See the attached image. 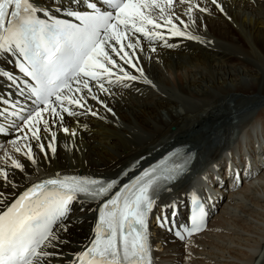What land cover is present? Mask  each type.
Here are the masks:
<instances>
[{
  "label": "bare ground",
  "instance_id": "1",
  "mask_svg": "<svg viewBox=\"0 0 264 264\" xmlns=\"http://www.w3.org/2000/svg\"><path fill=\"white\" fill-rule=\"evenodd\" d=\"M52 1L37 0V6L51 7ZM237 1L217 0V3L235 6ZM64 3L67 4V0ZM198 3L200 8L208 10L204 17L206 23L199 24V20L195 22L196 27L201 30L204 26L214 39L232 45L234 51L231 48L232 52L224 50L220 44L212 43L214 40L172 36L171 25L165 24L164 18L158 16V10L153 12L157 22L163 25L155 30L162 32L164 39L149 41L141 34L133 36L129 33L133 43L139 40L135 48L126 49L132 64H125L113 54L118 65L113 69L115 75H123L119 71L122 67L138 79L116 82L113 76L111 84L105 82L107 92L99 91L93 84L96 100L89 95L85 107L70 106L77 113L84 114L70 117L64 113L63 122L57 121L53 125L52 130L56 133L54 153L47 149L50 133H42L39 142L17 141L20 152H16L10 143L19 133L13 130L11 137H0V167L5 168L16 185L15 188L5 186L0 179V191L8 200L32 183L53 178L57 173L61 176L116 178L134 161L139 160L140 167L146 166L174 146L186 145L189 151H196L191 171L200 156L205 158L204 165L201 171H194L159 196L150 219L152 264H264V107L253 119L242 124L238 122L237 134L229 135L231 118L234 115L236 118L241 107L260 96L264 99V71L247 59H236L239 58L237 54H244L257 63L260 56L264 59V30L256 29L258 24L264 28V22L249 19V26L253 28L249 41L239 27V24L246 27L245 15H234L229 9L221 11L211 0H198ZM243 3L244 7H253L249 0H243ZM255 3L262 7L264 0ZM165 12L164 17L171 18L181 30L191 33L185 22L181 24L169 15L170 12ZM229 20L233 26H229ZM166 43L173 46L166 47ZM5 69L13 72L6 56L0 55V71ZM8 90V83L0 80V94H7ZM12 92L15 96L14 89ZM228 94H238L244 100L239 99L238 104L229 107L226 102ZM177 104L184 105V114L177 112ZM87 108L98 115H91ZM166 115L169 119L165 118ZM62 127H67L69 132H63ZM172 127H175L174 131ZM225 135H229L230 140L226 141ZM38 143L45 145V151L40 150ZM28 144L32 146L35 164L24 155ZM8 157L19 160L24 170L12 167ZM247 161L251 164V176L226 196L223 187H218V179L226 180L233 169L240 170ZM230 168L232 170H228ZM192 194L203 196L217 209L210 212L206 231L181 242L167 233L164 226L158 225L155 216L159 214V205L175 202L180 217L183 201L191 199ZM72 211L78 219L75 216L72 224L71 220L66 221L68 230L63 232V237L68 243L60 245L57 251L64 255L53 258L51 264H66L93 236L97 202L83 201ZM167 214H171V209Z\"/></svg>",
  "mask_w": 264,
  "mask_h": 264
},
{
  "label": "snow or ice",
  "instance_id": "2",
  "mask_svg": "<svg viewBox=\"0 0 264 264\" xmlns=\"http://www.w3.org/2000/svg\"><path fill=\"white\" fill-rule=\"evenodd\" d=\"M187 2L186 12L190 15L197 5L192 0ZM211 2L220 8L217 0ZM173 3L174 0H163L162 6L160 0H76L74 4L67 0L65 4L60 0L56 4L53 0L49 7L37 6V0H0V55L8 57L18 70V74L0 71V80L9 85L8 93L0 94V133L14 130L20 134L10 141L15 151H21L17 141L39 142L42 133H50L47 149L54 153L53 125L63 122L64 113L70 117L84 114L70 106L85 107L89 95L96 100L93 84L99 91L107 92L105 81L112 83L113 76L116 82L138 79L122 67L119 71L123 75L116 76L113 69L118 65L113 54L125 64H132L126 49L135 48L139 40L133 43L129 33L141 34L149 41L164 39L163 33L155 30L163 25L153 12L158 10V16L171 25L172 36L200 40L164 17ZM12 89L15 96L31 103L13 99ZM86 111L98 115L90 108ZM61 130L69 132L67 127ZM72 134L75 135L74 130ZM37 146L45 151L44 144ZM25 147L24 155L35 164L32 146ZM179 156V149L169 152L156 163L143 167L127 183L57 173L53 178L32 183L11 200L0 191V264H51L50 258L63 256L62 251L47 249L68 243L60 236L68 230L64 221L71 214L73 202L84 200L97 202L93 236L66 264H152L149 223L159 192L184 170V164L177 162ZM8 159L12 167L24 170L19 160ZM0 179L5 186L16 187L4 167H0ZM192 201L190 226L175 232L181 240L185 234L200 232L204 225V205L195 194ZM159 209L155 222L161 227L171 226L167 213L171 209V216H175L176 203L159 205Z\"/></svg>",
  "mask_w": 264,
  "mask_h": 264
},
{
  "label": "rangeland",
  "instance_id": "3",
  "mask_svg": "<svg viewBox=\"0 0 264 264\" xmlns=\"http://www.w3.org/2000/svg\"><path fill=\"white\" fill-rule=\"evenodd\" d=\"M249 1L253 3V7L252 8L244 7L243 6L244 5L243 0L242 1L241 0H238L236 2V5L235 6H233V5L232 6H228L227 4H225L223 2L222 3H219L218 2L217 4L220 5V8H219L220 10H221V8L223 10L229 9L232 12V14H234V15H237L238 14L239 16H244V15L246 16L247 22L244 25L247 28L246 27L244 28L241 24H239V27H240L241 32L243 34H245L247 40L250 41L251 38H252V32H253L252 30H253V28H251V26H249V19L250 18L252 20L260 19L261 21L264 22V5L262 7H260L259 5H257L255 3L256 0H249ZM192 4L193 5H197V6L193 7V9L196 8V10L194 9L195 12L191 13L190 15L186 12V9L189 7V4H188L187 0H184V2H179L177 4H174L173 3L172 7L167 8V10H165V11L170 12V14H169L170 16H172L171 14L174 13V15H173L174 18L179 17L180 19L177 20V21H179V23H180V20H183L187 24L186 27L191 29V34L200 37V40H203L204 41V39H205V41H209V42H211V41L214 40L212 43H215V44L218 43V44H220V46L224 50L229 51V52H232L230 50V48L232 50L234 48L232 45H230V44L228 45L224 41H221L220 42V41H217L216 39H214L208 33V31L206 30V28H204V26H202V29L201 30H199L196 27L195 22H199V20H200L199 24H201V23L202 24H205L206 23L205 22V18H204L205 17V12H201L199 10L200 9V6H199V3H198V0H192ZM164 14H166V12ZM193 21H195V22L193 23ZM228 24H229V26H233L232 20H229V23ZM256 29L258 31L264 30V28H263V26H261V24H258L256 26ZM250 31H251V33H250ZM206 37H207V39H206ZM235 39H237V37H235ZM235 54H237V53H235ZM237 55H238L237 57H239V58H236L235 57L237 60H239V61H246V59H247L251 63H254L256 66H258L261 71H264V59L261 56L257 59V60H260V62L258 61V63H257L254 60H251V59L247 58L246 55H244V54H240V55L237 54ZM231 60H234V58L232 57ZM234 63H237V61H234ZM228 95H229L228 96L229 98L226 100V102H228V105L230 104L229 107H231L234 104H238L236 102L239 101V99H241L238 94L237 95L228 94ZM241 100H244V99H241ZM245 105H246L245 107H241V109L238 111V113L236 114L237 115L236 118H234L235 115L231 118V126L230 127H231L232 131L229 134L230 136L231 135L234 136V135L237 134L238 129L236 128V125L238 124V122H239V124H242V123H244L248 119H253L258 114V112H259L258 110L261 109L262 107H264V99H263V97L260 96L258 100L253 101V102H250V103L245 104ZM176 110H177L178 113L184 114V111H185L184 105L183 104H177ZM165 118H167V115L165 116ZM167 119H169V117ZM223 128L224 127H222L221 129H223ZM171 130L174 131L175 130V127H172ZM229 135H225L224 136V139L226 141L227 140H230V136ZM232 138H231V140H232ZM204 159H205L204 156H200L198 158L197 163H196L197 165H195L196 167H194V170L195 171L201 169L202 165H204L203 164ZM75 216L76 215L73 212L71 214L70 218H68L69 220H71V222H70L71 224L73 223ZM76 218H77V216H76ZM65 224L68 225V222H66ZM69 228H70V226H69ZM60 236H61V239L64 240L63 232L60 233ZM58 249H59V246L56 249H51L50 248V249H47V250L48 251H58ZM52 259L53 258H51V260Z\"/></svg>",
  "mask_w": 264,
  "mask_h": 264
}]
</instances>
